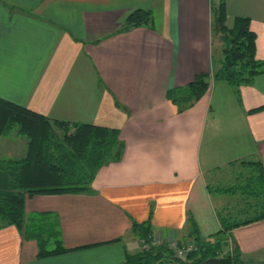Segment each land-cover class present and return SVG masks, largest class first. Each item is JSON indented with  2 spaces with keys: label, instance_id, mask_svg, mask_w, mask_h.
I'll list each match as a JSON object with an SVG mask.
<instances>
[{
  "label": "crops",
  "instance_id": "1",
  "mask_svg": "<svg viewBox=\"0 0 264 264\" xmlns=\"http://www.w3.org/2000/svg\"><path fill=\"white\" fill-rule=\"evenodd\" d=\"M226 1L228 25L250 17L264 61V0ZM137 7L158 17L127 26ZM209 9L210 0H0V96L50 118L117 127L125 142L122 158L98 170L94 192L26 197V214L59 215L66 251L40 257L36 240L10 224L0 228V264H122L139 250L134 221L149 220L154 241L169 246L220 229L210 174L242 158L264 166V109L248 112L264 105V71L240 86V99L212 80L177 111L167 89L214 67ZM10 134L0 157L16 155L4 143L20 136ZM230 238L243 264H264V219Z\"/></svg>",
  "mask_w": 264,
  "mask_h": 264
},
{
  "label": "trees",
  "instance_id": "2",
  "mask_svg": "<svg viewBox=\"0 0 264 264\" xmlns=\"http://www.w3.org/2000/svg\"><path fill=\"white\" fill-rule=\"evenodd\" d=\"M227 1L210 0L212 38L221 41L220 55L212 52V72H199L193 81L169 87L166 97L181 112L194 105L205 94L212 80L231 84L240 99V86L252 82L264 71V61L256 56V33L249 16H236L227 24ZM148 9L137 7L126 17L127 26L150 23ZM214 41V40H213ZM213 44V42H212ZM264 105L249 109L254 112ZM16 133L26 136L25 153L21 156L0 157V169L8 175V192L0 194V228L13 224L26 239H35L38 256L59 254L67 250L63 244L59 215L54 211L26 214L25 199L36 193L94 192L92 182L98 170L110 162L119 161L125 142L117 127L95 123L66 121L50 118L27 106L0 96V137ZM239 163L248 169L240 184L247 206L238 210L217 208L220 229L208 240L196 236L197 247L185 257L175 250L153 240L150 221L133 222L132 231L147 249L126 253L122 264H211L208 258L231 255L233 264H243L240 248L231 239V230L264 219V166L260 159L242 158ZM210 191L213 188L210 186ZM234 186H218L219 192H234ZM248 193V194H247ZM249 198V197H248ZM250 213L249 216H243Z\"/></svg>",
  "mask_w": 264,
  "mask_h": 264
},
{
  "label": "rangeland",
  "instance_id": "3",
  "mask_svg": "<svg viewBox=\"0 0 264 264\" xmlns=\"http://www.w3.org/2000/svg\"><path fill=\"white\" fill-rule=\"evenodd\" d=\"M214 3L217 2L218 0H212ZM156 13L152 15V19H155ZM157 16V15H156ZM158 17V16H157ZM211 40L213 42V51L217 54L220 55V48H221V41H219L218 38H212L211 34ZM214 40V41H213ZM9 135H11L9 133ZM18 135V134H17ZM20 139L16 141H9L8 144L4 143V145H7V147L12 150L16 148V155L15 156H21L22 153H20V149L22 148L23 145V150L25 151L26 149V136L25 135H19ZM7 139V138H6ZM12 139V138H9ZM13 146V147H12ZM18 148H17V147ZM248 172V169L246 167H243L242 165H239V163H236L235 165H225L224 167L218 169L213 174H210L209 176V182L211 187L213 188V196L216 201V207L222 211L224 207H227L233 211L238 210L240 207H245L247 206V201L246 199L250 200L252 196L245 195L243 193V190L241 189L240 185L243 181L245 176ZM218 186H234V192H226V193H221L217 190ZM248 194V193H247ZM249 197V198H248ZM224 206V207H223ZM250 213H245L243 216H249ZM177 241V240H174ZM141 248V242H139L138 248Z\"/></svg>",
  "mask_w": 264,
  "mask_h": 264
},
{
  "label": "built area",
  "instance_id": "4",
  "mask_svg": "<svg viewBox=\"0 0 264 264\" xmlns=\"http://www.w3.org/2000/svg\"><path fill=\"white\" fill-rule=\"evenodd\" d=\"M152 241H154V236H153V240ZM170 244H171V247L175 250L174 252L176 253V255L179 256V257H185L186 254L189 251H191V250H193V249H195L197 247V245L195 244V242L193 240L187 242L184 245H179L178 241H172ZM148 247H149V244L147 242L146 243L145 242L141 243V248L147 249ZM141 248L139 247V249H141ZM159 264H174V263L160 260Z\"/></svg>",
  "mask_w": 264,
  "mask_h": 264
},
{
  "label": "water",
  "instance_id": "5",
  "mask_svg": "<svg viewBox=\"0 0 264 264\" xmlns=\"http://www.w3.org/2000/svg\"><path fill=\"white\" fill-rule=\"evenodd\" d=\"M207 263L211 264H233L231 255L208 258Z\"/></svg>",
  "mask_w": 264,
  "mask_h": 264
}]
</instances>
